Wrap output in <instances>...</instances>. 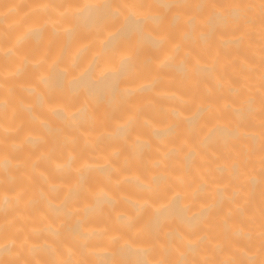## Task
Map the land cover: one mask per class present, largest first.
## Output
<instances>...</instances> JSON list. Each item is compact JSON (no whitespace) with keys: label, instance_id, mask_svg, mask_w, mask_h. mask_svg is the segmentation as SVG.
<instances>
[{"label":"bare ground","instance_id":"bare-ground-1","mask_svg":"<svg viewBox=\"0 0 264 264\" xmlns=\"http://www.w3.org/2000/svg\"><path fill=\"white\" fill-rule=\"evenodd\" d=\"M0 264H264V0H0Z\"/></svg>","mask_w":264,"mask_h":264}]
</instances>
